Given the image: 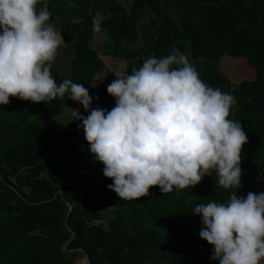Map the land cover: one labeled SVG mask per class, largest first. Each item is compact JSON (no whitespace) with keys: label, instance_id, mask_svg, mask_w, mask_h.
I'll return each instance as SVG.
<instances>
[{"label":"trees","instance_id":"trees-1","mask_svg":"<svg viewBox=\"0 0 264 264\" xmlns=\"http://www.w3.org/2000/svg\"><path fill=\"white\" fill-rule=\"evenodd\" d=\"M131 1L0 0L15 43L0 49V264H250L244 235L192 227L264 178V0ZM44 25L68 67L29 48ZM99 33L126 69L97 89ZM86 99L94 131L57 122ZM178 140L184 163L152 157Z\"/></svg>","mask_w":264,"mask_h":264},{"label":"rangeland","instance_id":"rangeland-1","mask_svg":"<svg viewBox=\"0 0 264 264\" xmlns=\"http://www.w3.org/2000/svg\"><path fill=\"white\" fill-rule=\"evenodd\" d=\"M122 4L126 9H128V4L131 0H117ZM97 20H101L102 16L97 13ZM146 23V22H145ZM38 32L28 39L27 43L29 48L35 53H41L45 59L49 62H60L63 67L69 66V57L74 53L70 50L69 47L62 41L60 37V32L55 30L52 26H42ZM100 34V33H99ZM95 36V35H94ZM93 37L91 40V47L96 50L98 56L104 61L107 70L112 66V59L106 56H103L102 43L105 41V36L102 39ZM141 45V42L137 44L129 45L124 43L123 46L127 51L130 49L137 48ZM0 49L5 51H14V42L12 38V33L10 29V23L6 16L5 11L0 10ZM59 58V59H58ZM117 69L123 70V64L120 61H115L113 63ZM149 70L150 65L144 67ZM102 72L98 78L104 76ZM57 122L66 127H76L80 126L85 129H95L103 121V116H101L95 107L93 100L86 99L81 102H72L66 106L64 111L56 116ZM182 143L168 149L156 150L152 153L154 159H163L171 164H181L186 161L190 154L189 146L186 141L181 140ZM178 149V150H177ZM75 168H79V165H74ZM84 171L76 172L67 184L71 185L77 182L83 177ZM258 187L260 186L261 192L256 190L250 195V202H246V208L242 209L240 212H236L233 209V206H227L225 209H219L216 211L208 212L203 219L199 222L193 224L195 227L192 231L193 234H196L198 231L213 227H221L226 231H230L233 235H244L246 239L255 244L260 249L264 251V197L263 195L264 186L263 184L257 183ZM259 194V195H257ZM104 214L103 224L105 225L107 221L113 218V209L104 208L102 209ZM75 264H87V259L82 257L76 261ZM257 264H264V256L261 260H258Z\"/></svg>","mask_w":264,"mask_h":264},{"label":"crops","instance_id":"crops-1","mask_svg":"<svg viewBox=\"0 0 264 264\" xmlns=\"http://www.w3.org/2000/svg\"><path fill=\"white\" fill-rule=\"evenodd\" d=\"M44 2L46 1V0H43ZM131 2L132 1H130L129 2V4H128V8L130 7V5H131ZM122 5V4H121ZM4 5H2V4H0V10L1 11H4L3 10V7ZM147 18V17H146ZM9 20V19H8ZM145 21H147V20H145V19H141V22L145 25L146 23H144ZM9 23H10V21H9ZM44 26H49V25H44ZM42 27V26H41ZM40 27V28H41ZM11 28V27H10ZM39 28V29H40ZM98 35H100V37H98V38H100V39H102V37L103 36H105V41L102 43V51H101V53H102V55L103 56H106V57H108V58H111L112 59V62H111V64H112V66L110 67V69L109 70H107V68H106V65H105V63H104V61L100 58V56H99V58L103 61V63H104V69H103V71L102 72H104L105 74H104V76L103 77H101L100 79L98 78V76L102 73H100V74H98L97 76H96V78H94V82H93V84H94V87L95 88H97V89H100V88H103V87H105V85L109 82V80H111V79H114V80H122L123 79V77H124V75H125V69H126V61L125 60H122V59H120V58H114V57H112V56H109V55H104L103 54V50H104V44H105V42H107V36H106V34L105 33H100V34H95V36L94 37H97ZM61 37V36H60ZM12 38H13V36H12ZM31 38V37H30ZM29 38V39H30ZM62 39V38H61ZM63 41V40H62ZM13 42H14V40H13ZM67 46V45H66ZM142 46V44L141 45H139L137 48H139V47H141ZM14 49H15V43H14ZM136 48H134V49H130V51L131 52H133L134 50H135ZM5 51V50H4ZM15 51V50H14ZM14 51H8V52H14ZM96 51V50H95ZM144 58V56H142L141 57V59H143ZM120 61L121 62V64H123V70H120V68L119 69H117V67L116 66H114L113 65V63L115 62V61ZM238 62H243L244 61V59H239V60H237ZM145 70H147V69H145ZM232 80H231V83H234V84H237L238 83V81H236V80H234L233 78H231ZM105 120H104V118H103V121L101 122V123H103ZM96 129V128H95ZM180 143H182V141L181 140H178V141H176V143H175V146H177V145H179ZM160 144L161 143H159L158 142V144L157 145H159L160 146ZM158 146V147H159ZM161 150H163V149H161ZM178 150V149H177ZM262 183L263 184V186H264V178H261V177H252L247 183H246V196H245V198H244V202H243V204L242 205H240L239 207L237 206V204L236 203H233V202H228L226 205H224L221 209H225L227 206H233V209H234V211H236V212H240L242 209H245L246 208V202L248 201V202H250V195H251V193L252 192H256V190H259L260 192H261V187L259 186L258 187V185H256L257 183ZM257 195H259V194H257ZM260 196H263L264 197V192H263V195H260ZM210 211H216V210H207L206 211V214L208 213V212H210ZM205 214V215H206ZM200 222V221H199ZM195 224V223H194ZM195 226L193 225V228H194ZM230 232V231H229ZM245 238H246V236H245ZM247 240V239H246ZM248 241V240H247ZM249 242V241H248ZM250 243V242H249ZM251 244V246H252V250H251V252H250V254H249V260H250V264H257L258 263V260H261L262 259V257L264 256V251L262 250V249H260L259 250V248L257 247V246H255V244H252V243H250Z\"/></svg>","mask_w":264,"mask_h":264},{"label":"clouds","instance_id":"clouds-1","mask_svg":"<svg viewBox=\"0 0 264 264\" xmlns=\"http://www.w3.org/2000/svg\"><path fill=\"white\" fill-rule=\"evenodd\" d=\"M104 118V117H103ZM105 120V119H104ZM95 129H92V131H94ZM213 228H215V227H213ZM201 231V230H200ZM199 232V231H198Z\"/></svg>","mask_w":264,"mask_h":264},{"label":"water","instance_id":"water-1","mask_svg":"<svg viewBox=\"0 0 264 264\" xmlns=\"http://www.w3.org/2000/svg\"><path fill=\"white\" fill-rule=\"evenodd\" d=\"M83 147L85 148V143H83Z\"/></svg>","mask_w":264,"mask_h":264}]
</instances>
